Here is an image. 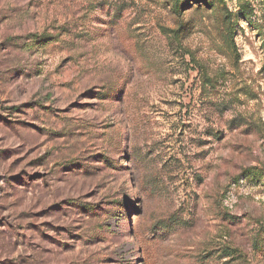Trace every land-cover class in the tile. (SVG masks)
Instances as JSON below:
<instances>
[{"label":"rangeland","instance_id":"1","mask_svg":"<svg viewBox=\"0 0 264 264\" xmlns=\"http://www.w3.org/2000/svg\"><path fill=\"white\" fill-rule=\"evenodd\" d=\"M176 1L0 0V264H264V0Z\"/></svg>","mask_w":264,"mask_h":264},{"label":"trees","instance_id":"2","mask_svg":"<svg viewBox=\"0 0 264 264\" xmlns=\"http://www.w3.org/2000/svg\"><path fill=\"white\" fill-rule=\"evenodd\" d=\"M198 2H201L203 5H205L207 8L209 7H214L215 4L213 2V0H198ZM179 4H180V1L177 0L176 3H175V7L178 8L179 7ZM249 172H252L250 171L249 169L245 171V173H249Z\"/></svg>","mask_w":264,"mask_h":264}]
</instances>
